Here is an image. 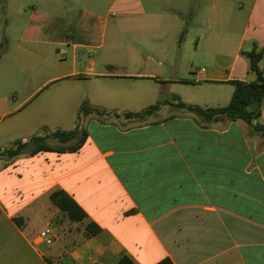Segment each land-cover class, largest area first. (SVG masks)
Returning a JSON list of instances; mask_svg holds the SVG:
<instances>
[{
    "label": "crops",
    "instance_id": "crops-1",
    "mask_svg": "<svg viewBox=\"0 0 264 264\" xmlns=\"http://www.w3.org/2000/svg\"><path fill=\"white\" fill-rule=\"evenodd\" d=\"M202 5L0 0V144H8L0 148L42 128L87 132L75 151L0 156V228L15 229L46 264H117L125 255L136 264H264V136L242 119H208L179 105L225 106L218 100L229 103L232 80L255 78L242 50L264 47V0ZM192 18L207 25L197 46L208 40L215 57L192 77L165 73L171 40L188 37ZM78 27L85 39H76ZM125 34L139 46H122ZM51 83L57 88L42 94ZM203 83L211 90L204 96L182 86ZM150 100L162 103L126 114ZM84 101L109 112L81 113L77 122ZM58 189L84 219L52 203ZM48 224L54 243L36 245Z\"/></svg>",
    "mask_w": 264,
    "mask_h": 264
},
{
    "label": "trees",
    "instance_id": "trees-1",
    "mask_svg": "<svg viewBox=\"0 0 264 264\" xmlns=\"http://www.w3.org/2000/svg\"><path fill=\"white\" fill-rule=\"evenodd\" d=\"M4 42L0 43V57L2 54ZM242 55L248 60L249 71L255 75V78L250 81L232 80L234 90L229 103L225 106L203 108L195 104H187L180 101L179 105L193 110L204 117L213 120H237L246 121L253 131L264 136V124L259 121L261 115V107L264 100V70L260 66V61L264 55V47L258 48L254 45L251 49H243ZM162 102L159 101L145 108L141 112H127V115L155 111L159 108ZM106 109L92 105L88 101H84L80 106V113L89 114H105ZM87 132L84 128L77 125L70 130L56 129L51 133L47 132L46 128H42L39 133L31 136L27 141L16 139L10 146L0 148V156L14 157L19 154H36L44 150L57 151H75L79 149L85 142ZM54 141V142H53ZM50 199L54 205L61 210L66 211L73 221H80L86 217L84 209L65 191L58 189L50 194ZM100 227L90 222L87 226L89 234H95ZM117 264H136L135 261L125 255ZM156 264H174L170 258H164Z\"/></svg>",
    "mask_w": 264,
    "mask_h": 264
},
{
    "label": "rangeland",
    "instance_id": "rangeland-1",
    "mask_svg": "<svg viewBox=\"0 0 264 264\" xmlns=\"http://www.w3.org/2000/svg\"><path fill=\"white\" fill-rule=\"evenodd\" d=\"M208 0H203V9L207 6ZM196 0H193V3ZM192 27L190 29L188 37L180 39L176 37L171 40V47L169 51V63L171 64L169 68L165 69V73L176 72L178 75L183 77H192L195 76L194 71L198 68L205 67L208 62H212L214 59V54L206 50L209 41L206 39L200 40V45L197 46L198 36L204 30H207V25L202 22L201 18L193 19ZM77 24V23H76ZM77 36L76 39H85L79 35V27L76 29ZM107 45V44H106ZM122 46L124 47H138L139 44L136 43L131 35L125 34L122 36ZM260 66L264 70V55L260 61ZM253 73L250 72V79L253 77ZM57 83H51L49 86L43 89L42 94H49L52 90L57 88ZM186 90L190 91L191 94L204 96L209 89L210 85L203 83L202 85H182ZM160 91L166 89V85H159ZM157 99V98H155ZM154 102H148V105L156 103V100H150ZM223 105L227 104V100L220 99L218 100ZM204 103V102H202ZM215 103V102H213ZM212 105V104H210ZM80 112H75L74 117L78 122V117H81ZM0 126L2 123L0 122ZM54 142V141H53ZM0 145H8L7 142H4ZM0 219L4 220V217L0 215ZM64 229L68 225L67 221L63 218L60 220ZM7 223V222H6ZM8 226V225H7ZM42 225H38L37 231L42 229ZM0 264H46L44 260L38 257L34 252L30 250L21 236L17 231L9 226L5 228H0Z\"/></svg>",
    "mask_w": 264,
    "mask_h": 264
},
{
    "label": "built area",
    "instance_id": "built-area-1",
    "mask_svg": "<svg viewBox=\"0 0 264 264\" xmlns=\"http://www.w3.org/2000/svg\"><path fill=\"white\" fill-rule=\"evenodd\" d=\"M56 237H57V232L55 228L51 224H48L42 231L38 233L34 243L36 245H40V244L51 245L54 243Z\"/></svg>",
    "mask_w": 264,
    "mask_h": 264
}]
</instances>
